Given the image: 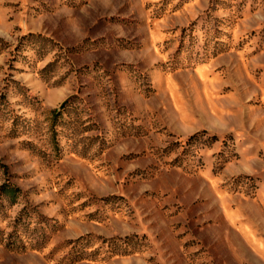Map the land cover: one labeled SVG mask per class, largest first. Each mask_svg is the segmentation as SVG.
Here are the masks:
<instances>
[{
    "label": "rangeland",
    "instance_id": "rangeland-1",
    "mask_svg": "<svg viewBox=\"0 0 264 264\" xmlns=\"http://www.w3.org/2000/svg\"><path fill=\"white\" fill-rule=\"evenodd\" d=\"M0 264H264V0H0Z\"/></svg>",
    "mask_w": 264,
    "mask_h": 264
}]
</instances>
